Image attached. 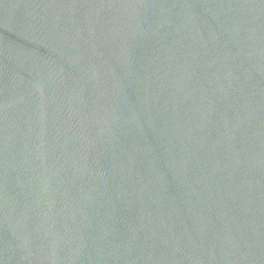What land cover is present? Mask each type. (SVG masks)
I'll return each instance as SVG.
<instances>
[{
	"label": "water",
	"instance_id": "water-1",
	"mask_svg": "<svg viewBox=\"0 0 264 264\" xmlns=\"http://www.w3.org/2000/svg\"><path fill=\"white\" fill-rule=\"evenodd\" d=\"M0 264H264V0H0Z\"/></svg>",
	"mask_w": 264,
	"mask_h": 264
}]
</instances>
